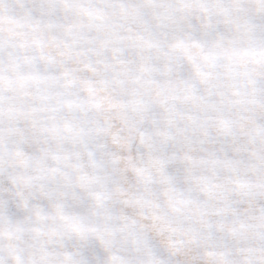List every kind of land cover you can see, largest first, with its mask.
Wrapping results in <instances>:
<instances>
[{"label": "clouds", "instance_id": "9594fccd", "mask_svg": "<svg viewBox=\"0 0 264 264\" xmlns=\"http://www.w3.org/2000/svg\"><path fill=\"white\" fill-rule=\"evenodd\" d=\"M0 264H264V0H0Z\"/></svg>", "mask_w": 264, "mask_h": 264}]
</instances>
